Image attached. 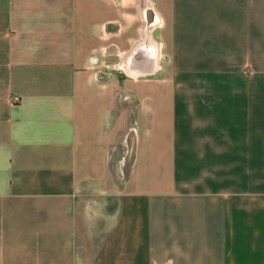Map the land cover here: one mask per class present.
<instances>
[{
	"label": "crops",
	"instance_id": "obj_1",
	"mask_svg": "<svg viewBox=\"0 0 264 264\" xmlns=\"http://www.w3.org/2000/svg\"><path fill=\"white\" fill-rule=\"evenodd\" d=\"M0 264H264V0H0Z\"/></svg>",
	"mask_w": 264,
	"mask_h": 264
},
{
	"label": "built area",
	"instance_id": "obj_2",
	"mask_svg": "<svg viewBox=\"0 0 264 264\" xmlns=\"http://www.w3.org/2000/svg\"><path fill=\"white\" fill-rule=\"evenodd\" d=\"M122 57V56H121ZM117 68L121 71H126V64H125V60L121 59L118 63H117ZM19 101V97L14 96L12 98V102H18Z\"/></svg>",
	"mask_w": 264,
	"mask_h": 264
},
{
	"label": "water",
	"instance_id": "obj_3",
	"mask_svg": "<svg viewBox=\"0 0 264 264\" xmlns=\"http://www.w3.org/2000/svg\"><path fill=\"white\" fill-rule=\"evenodd\" d=\"M140 45H144V42L137 44V45L134 47V50H135V48L138 50V46H140ZM145 45H146V44H145ZM137 50H136V51H137Z\"/></svg>",
	"mask_w": 264,
	"mask_h": 264
},
{
	"label": "bare ground",
	"instance_id": "obj_4",
	"mask_svg": "<svg viewBox=\"0 0 264 264\" xmlns=\"http://www.w3.org/2000/svg\"><path fill=\"white\" fill-rule=\"evenodd\" d=\"M148 36H149V34L146 36V38H147ZM146 38H145V39H146ZM149 39H150V38H147L146 40H149Z\"/></svg>",
	"mask_w": 264,
	"mask_h": 264
}]
</instances>
